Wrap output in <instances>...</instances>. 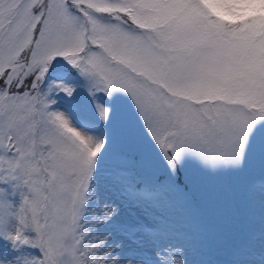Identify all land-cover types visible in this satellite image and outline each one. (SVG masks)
Here are the masks:
<instances>
[{
	"label": "snow or ice",
	"instance_id": "1",
	"mask_svg": "<svg viewBox=\"0 0 264 264\" xmlns=\"http://www.w3.org/2000/svg\"><path fill=\"white\" fill-rule=\"evenodd\" d=\"M0 264H264V0H0Z\"/></svg>",
	"mask_w": 264,
	"mask_h": 264
},
{
	"label": "rangeland",
	"instance_id": "2",
	"mask_svg": "<svg viewBox=\"0 0 264 264\" xmlns=\"http://www.w3.org/2000/svg\"><path fill=\"white\" fill-rule=\"evenodd\" d=\"M77 103L85 110L88 108V99L85 92H81L77 96ZM155 174H159L158 172ZM151 178V177H145ZM234 181L228 176L224 175L219 178H209L204 181L202 191L198 196L202 198L207 204H215L222 208H227L231 202L233 196ZM108 196L112 200H115L119 206V220L121 222L136 223L143 222L145 224L151 223V217L147 209L138 208L136 206H129L126 203H122V197L115 193L109 192ZM171 195V194H169ZM138 243L143 244L145 250H151L150 245L147 242V237L139 236ZM136 245H133L135 247Z\"/></svg>",
	"mask_w": 264,
	"mask_h": 264
}]
</instances>
